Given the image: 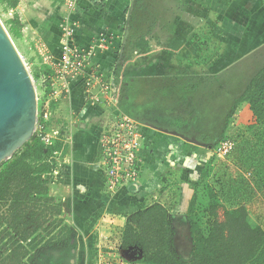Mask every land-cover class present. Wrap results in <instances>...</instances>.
Listing matches in <instances>:
<instances>
[{"label": "rangeland", "instance_id": "374dc122", "mask_svg": "<svg viewBox=\"0 0 264 264\" xmlns=\"http://www.w3.org/2000/svg\"><path fill=\"white\" fill-rule=\"evenodd\" d=\"M222 6V0H132L125 16L123 45L113 65L115 81L124 88L120 105L123 104L130 118L139 121V117L144 116L140 112L144 99L154 101L155 97L154 79H150L151 84L147 87L145 75L155 77V66L160 69L163 65L158 59L176 56L179 61H184L189 58L190 64L173 65L172 75L163 70L164 79L157 81L158 92L172 90V96H167V104H164L170 110L168 113L171 112L168 126L164 128L189 143L193 141L191 146L203 163L199 180L190 188L193 192L184 193L178 187L186 181L180 172H172L169 177L176 184H172L170 190L172 199L169 204L165 203L171 208L165 210L175 215L177 212L172 204L179 201L183 205V210L180 208L183 213L178 212L182 216L177 222L172 223L168 217L171 228L177 231L172 246L182 259H188L191 252L189 219L207 234L214 220L213 214L221 221L225 210L244 207L248 223L264 231V120L256 121L248 103V111H238L242 103L239 102L230 113L250 80L264 66V58L260 49L246 54L237 51L233 56L234 53L226 49V32L218 30L224 20L218 14ZM8 10L0 1V21L7 31L13 17ZM11 38L16 46V39ZM258 59L261 61L257 62ZM34 71L35 68L30 67L39 94V79ZM148 88L149 94H144ZM158 101H161L160 95ZM55 106L48 129H57L62 136L65 122ZM224 138L231 139L235 146L221 159L213 154V150ZM59 140L61 138L57 137L54 145ZM54 155L58 156L57 153ZM192 198L194 204L189 211ZM75 251L74 234L68 246H39L30 253L28 264H75ZM126 255L133 258L134 251H127ZM128 261L141 264L137 260Z\"/></svg>", "mask_w": 264, "mask_h": 264}, {"label": "crops", "instance_id": "0c3cea01", "mask_svg": "<svg viewBox=\"0 0 264 264\" xmlns=\"http://www.w3.org/2000/svg\"><path fill=\"white\" fill-rule=\"evenodd\" d=\"M76 1L78 20L74 43L81 49H88L96 38L105 37L108 40L107 50L90 56L89 62L102 73L112 74L115 79L113 65L117 62L123 45L125 16L132 0ZM222 2L223 6L218 9V14L224 20L218 25V30L226 32V49L234 53L232 56L237 51L246 54L247 51L260 49L258 51H261L264 58V0ZM8 11L9 15H17L21 26L20 36L15 38L17 49L29 69L35 68L34 72L38 76L41 72L42 51L57 60L61 58L56 24L66 11L63 0H18L14 11ZM158 60L163 65L160 69L155 66V77H147L146 74L144 78L147 87L151 84L150 79H154V101L144 99L140 107L144 116L139 117V121L136 120L143 135L140 155L145 166L136 184L121 196L110 197L105 193L104 178L98 164L102 157L100 133L105 123L117 113L127 115L123 104L118 103L116 107L109 108L101 103L94 104L91 94L81 88L63 93L54 102L65 126L70 128L71 136L64 143V150L56 156V169L50 178L49 192L61 202L62 217L76 236L75 264H95L100 256L119 249L124 228L136 213L154 204L166 210L171 208L168 205L172 199L170 190L176 181L169 180L170 173L180 172L182 178H186L184 183L178 185L184 193L192 191L190 188L201 176L203 163L191 146L193 141L189 143L185 138L164 128L168 126L167 121L171 116L168 106L164 104H167L166 97L172 96V90L158 92L157 87V81L164 79L163 70H168L172 75L179 63L190 64L189 58L179 61L176 56H170L169 59ZM259 61L261 60L258 59L257 62ZM166 64L170 67H166ZM149 89L144 94H149ZM159 95L161 101H158ZM246 110L248 111V104L242 102L238 111ZM175 203L172 208L177 215H170L166 211L172 223L182 216L178 213L182 212L180 208L183 210L179 201ZM172 230L174 238H177V231ZM191 248L192 244L189 251Z\"/></svg>", "mask_w": 264, "mask_h": 264}, {"label": "trees", "instance_id": "16d2710c", "mask_svg": "<svg viewBox=\"0 0 264 264\" xmlns=\"http://www.w3.org/2000/svg\"><path fill=\"white\" fill-rule=\"evenodd\" d=\"M0 1L13 11L18 4V0ZM8 24L10 36L18 38L21 26L17 15ZM239 102L249 104L257 122L264 120V66L230 113ZM58 142L45 148L34 135L0 165V264H28L30 253L39 246H68L72 242L74 231L62 217L61 202L49 192L56 169L54 153L64 150L63 141ZM213 216L207 234L189 219L192 248L188 259L175 253L167 212L158 204L130 218L120 245L123 250H137L142 264H264V231L248 223L244 207L225 210L221 221Z\"/></svg>", "mask_w": 264, "mask_h": 264}, {"label": "built area", "instance_id": "2783aa9c", "mask_svg": "<svg viewBox=\"0 0 264 264\" xmlns=\"http://www.w3.org/2000/svg\"><path fill=\"white\" fill-rule=\"evenodd\" d=\"M63 4L66 11L56 24L60 37L61 58L57 60L44 51L40 56L41 72L38 79L41 90L39 94L37 93L39 103L35 135L45 148L51 147L57 137L65 143L71 136V130L67 125L64 131H61L62 136L57 129L52 131L48 129L54 102L63 93H68L73 88H81L82 91L91 94L94 104L101 103L109 108L120 103L124 90L122 84L116 82L112 74L102 73L89 62L93 54L105 53L108 40L100 36L88 49L79 48L74 43L78 20L77 1L63 0ZM142 139L140 124L123 113H117L105 123L100 133L102 157L98 169L104 178V190L108 196L118 197L127 193L139 179L145 166L140 155ZM234 146L235 143L231 139L224 138L217 143L213 154L223 159L231 153ZM127 251H134V257H128ZM127 259L141 263L137 250L132 248L123 250L120 247L113 253L100 256L95 264H132Z\"/></svg>", "mask_w": 264, "mask_h": 264}, {"label": "water", "instance_id": "95a60500", "mask_svg": "<svg viewBox=\"0 0 264 264\" xmlns=\"http://www.w3.org/2000/svg\"><path fill=\"white\" fill-rule=\"evenodd\" d=\"M37 122L34 80L0 21V165L30 141Z\"/></svg>", "mask_w": 264, "mask_h": 264}]
</instances>
